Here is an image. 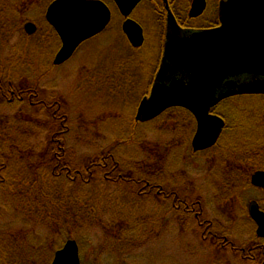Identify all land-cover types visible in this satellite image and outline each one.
I'll list each match as a JSON object with an SVG mask.
<instances>
[{"label":"rangeland","instance_id":"rangeland-1","mask_svg":"<svg viewBox=\"0 0 264 264\" xmlns=\"http://www.w3.org/2000/svg\"><path fill=\"white\" fill-rule=\"evenodd\" d=\"M9 1L5 3V0H0V20H3V23L7 21L0 32V36L3 35L5 38L4 48L0 47V57L4 58L3 64L6 68L13 67L11 76L16 86L20 85L26 90L38 92V100L42 101L44 98L43 101L48 103L52 100L53 106L55 103L60 104L58 116L67 115V122L70 123V131L65 135L64 141L68 148L72 147L75 151L78 157L76 159L88 162L99 153L113 154L129 168L136 165L137 161L144 163L153 156L161 161L160 167H164L166 172L167 169L170 170V176L184 174L187 177L184 191L190 192L194 197H199L197 196L199 193L201 196L199 198L204 201L208 213L207 219L214 220L212 216L214 207L211 205L212 201H218L220 196L215 187L214 195H212L211 186H207L208 182L205 180L209 176L206 170V153L201 154L203 156L201 161L191 159L190 156L186 157L185 145L183 147L182 142L186 139L190 141L191 131L184 129L185 134L183 133L180 117H164L153 124L140 123L135 126L133 124L143 91L140 90V94H135L132 89L143 81L141 76L148 72V67L152 72L151 66L154 65L155 69L159 61L165 27L164 14L156 12L157 9L153 3H141L137 7L131 18L142 26L145 43L142 49L135 50L127 45L129 42L122 31L123 17L115 10L111 0H104V3L113 10L112 22L108 29L80 46L69 62L55 68L53 62L61 45L58 41L56 42V38L47 28L46 18H44L47 8L55 0L48 5L43 0H28V5H32L33 2L34 6L25 13L22 24L18 16L16 17L8 9L5 11L6 7L12 4L11 1L16 0ZM178 1L185 5L187 2V0H176ZM209 8L212 9L208 10L202 18L191 21L190 24L193 27H200L206 25V20L215 19L214 0L210 1ZM188 10L187 6L186 13ZM28 24L36 26L33 34L25 29ZM0 64L2 65L1 61ZM121 78H127L126 83L119 84ZM117 86L121 89H116ZM32 98L35 100V97L32 96ZM28 100L32 99L27 98V102ZM43 108L42 102L39 111ZM14 109V107L0 109V121H4L6 117H9L8 115L14 117L8 122L7 127L1 129L6 136L16 138L15 142L11 143L18 144L20 148L25 147V142L33 144L36 147V156L39 157L44 150L43 145L53 140L50 131L47 130L48 127L45 126L49 122L51 112H42V116L35 115L33 112L37 109L27 107L29 112L25 111L18 116L15 114L18 112H13ZM217 111L226 114L231 122L240 126L233 136L230 135L232 143L241 144L246 147L247 153L253 154L260 148H264L262 147L264 146V97L233 98L223 102ZM34 118L36 119L33 121ZM256 122H259L261 128L257 127L259 125ZM131 126L135 127L134 136H131ZM35 127L37 131L33 132ZM240 131L245 132L239 133ZM134 137H136L135 141H133ZM189 147L187 145L188 149ZM207 154L211 155V153ZM13 163L16 162L12 160L9 162V164ZM125 173L131 176L134 172L129 170ZM234 199L243 200L240 204H244L245 207L254 200L264 207V193L252 188L245 189L242 195L235 194ZM6 200H8L6 193L0 188V230H2L1 227L13 226L25 250L22 251L24 254H29L30 263L28 264H46L50 255H55L51 253V244L54 242L57 244L56 241L60 240L61 235L57 230L51 231L44 226L35 227L33 214L27 213L25 217L19 214V210L15 213L18 203L10 200V204H7ZM160 205L164 206L158 200L148 205L152 218L159 224L157 227V223L154 224L151 240L149 237L147 244L126 254L124 263L120 260L118 263L115 256L106 252L107 249L100 254L99 250L107 245L105 234L101 230L78 227L80 229L76 233L81 235L83 242L82 258L80 254L83 264H96L97 259L100 260L99 264L223 263L220 260L216 263L214 260L216 258L213 257L214 254L207 245H202L200 240L196 239L193 232L197 224L193 218L190 224L183 225L181 222L186 221V218L182 220L173 212L167 214L166 207ZM218 205V215H222L221 205ZM158 210H160L159 213ZM23 220L29 225H23ZM243 225L246 231L253 232L252 224L251 226L248 223ZM184 233L187 234L184 235ZM38 235L52 240V243L39 245L41 238ZM63 244V242L59 243L56 247H62Z\"/></svg>","mask_w":264,"mask_h":264},{"label":"trees","instance_id":"trees-1","mask_svg":"<svg viewBox=\"0 0 264 264\" xmlns=\"http://www.w3.org/2000/svg\"><path fill=\"white\" fill-rule=\"evenodd\" d=\"M27 1H11L12 4H9L5 11L8 9L16 17L18 16L20 24H22L25 13L34 6L33 2L29 6ZM51 1L53 0H43L47 5ZM6 2L10 1L5 0ZM111 2L113 3L112 0ZM19 3L20 6H18ZM115 10L118 11L117 8ZM5 23L0 20V32L3 30ZM45 23L56 38V42L58 41L61 45L60 39L57 38L58 36L53 28L46 20ZM127 45L131 49H135L129 43ZM10 63L12 65V61ZM11 70H13V67L8 66L5 71L11 72ZM126 81L127 78H121L119 84H124ZM119 88L117 86L116 89ZM27 91L29 99L34 100L32 96L35 97L37 94L39 97L38 92ZM37 100L38 98L34 101ZM43 100L44 98L42 99L43 110H38L39 112L36 110L33 113L42 116V112H51L49 122L44 125L48 127L47 130L50 131L53 140L51 139L49 143L46 142L43 145L44 150L41 151L42 154L38 157L36 156V147L29 142H25V147L20 148L18 144L11 143L15 141L7 143L0 139V188L6 193L8 200L5 203L10 204V200L18 203L15 207V213L19 210V214L25 217H27V213L28 215L33 214L35 220L33 225L35 227L44 226L51 229V231L57 230L59 232L58 234L61 235L60 240L56 241L57 244L55 242L51 244V253H55L63 247H56L59 243L63 242L65 244L68 240H75L79 245V254L82 258L83 242L81 235L76 232L80 229L78 227H87L101 230L105 234L107 245L99 250L100 254L107 249L106 252L115 256L117 262L119 260L123 262L126 254L137 247L140 248L143 244H147V239L150 237L149 240H151L154 234L153 228L157 221L152 218V212L148 206L150 203L158 200L164 205L160 206L166 207L167 214L173 212L179 218L182 217L177 209L171 208V206L164 203L165 201L161 197L156 196L159 188H166L170 193L175 191L179 193L178 197H183L185 184L182 181V175L173 174L170 176V170L167 169L166 172L164 167H160L162 166L161 161L153 156L149 157L144 163H138L137 161V166L133 165L129 168L128 165L124 166L123 162L116 159L113 154L99 153L90 158L88 162L76 159L78 157L75 151L72 147L68 148L67 143L64 141L65 135L70 131L67 115L58 116L59 103H55V106H53L54 102L51 99V103ZM27 107L26 105L25 110L21 111L22 114L27 111ZM31 117L33 118V115ZM133 124L135 126V124L140 123L134 120ZM134 126L130 128L131 136H134L135 133ZM2 127H5L4 121H0V138L6 136L3 129H1ZM34 129L33 132H36V127ZM135 139L136 137L133 141ZM184 144L182 142L183 147ZM258 153H261V155L257 156L256 162L251 167L253 170L250 171H254V169L264 170V148H260L255 154ZM11 160L16 163L9 164ZM209 168L210 166L207 165L208 174ZM129 170L134 172L133 175H126L125 172ZM108 172H112V174L109 175ZM229 176H225L226 178L221 185H226L229 182L227 180ZM232 176L237 177L236 175ZM206 181L208 182L207 186H211L210 178ZM148 182H150L152 189L150 187L146 188ZM185 195L192 194L188 192ZM197 196H200V194L198 193ZM23 223V225H29L24 220ZM181 223L187 225L191 222L187 218L186 221L183 220ZM158 225L157 223L156 227ZM1 228L0 264L30 263L29 254H24L25 250L14 232L15 228L13 226ZM38 237L41 238L39 245L52 243V240H48V238L44 239L40 235ZM53 257V254H51L46 264H51ZM99 261L97 259L96 264H99ZM80 264H83L82 260Z\"/></svg>","mask_w":264,"mask_h":264},{"label":"water","instance_id":"water-1","mask_svg":"<svg viewBox=\"0 0 264 264\" xmlns=\"http://www.w3.org/2000/svg\"><path fill=\"white\" fill-rule=\"evenodd\" d=\"M125 19L122 30L132 46L144 43V31L131 18L146 0H113ZM205 0H194L190 17L204 13ZM61 41L54 59L61 66L79 46L101 34L112 20V11L102 0H55L45 17ZM220 26L206 31H184L171 12L168 15L163 60L148 97L138 107L136 121L148 122L166 110L185 108L197 120L192 141L194 152L212 147L225 122L209 112L222 101L244 95H264V0H222ZM28 33L36 26L28 24ZM254 186L264 188V172L252 177ZM249 214L264 237V212L256 202ZM80 248L68 240L51 264H80Z\"/></svg>","mask_w":264,"mask_h":264},{"label":"flooded vegetation","instance_id":"flooded-vegetation-1","mask_svg":"<svg viewBox=\"0 0 264 264\" xmlns=\"http://www.w3.org/2000/svg\"><path fill=\"white\" fill-rule=\"evenodd\" d=\"M211 0H205L206 8L204 9V13L197 17L192 18L190 17V12L192 9V5L194 0H187L186 5L180 4V2H176V0H146L140 2L141 3H153L155 8L157 9L156 12H162L164 15V22L165 27L162 34V47L160 53L159 61L156 63V67L154 69V65L151 66L152 72L149 71L141 76L143 81L138 86L133 87V93L140 94V90L143 91V97H146L150 94L153 84L155 82L156 75L158 70L160 69L162 60H163V52L164 46L166 41V34H167V22H168V15L171 12L175 18V22L178 23L180 28L184 31H206L212 30L220 25L219 20V5L222 0H214V10L213 15L215 19L206 20L205 24L200 27H193L190 22L197 20L198 18H202L208 10H211L210 7ZM139 4V5H140ZM138 5V6H139ZM137 6V7H138ZM188 6V13L187 11ZM137 9V8H136ZM185 14H187L185 16ZM144 31V30H143ZM145 37V34H144ZM4 36H0V47H3V43L5 42ZM2 42V44H1ZM145 43V40H144ZM143 43V46H144ZM140 46L135 48L136 50H140L143 48ZM0 109L3 107H14L15 109L13 112L19 116V114L24 110L26 105L28 107H35L37 112H39V106L41 105V100H28L27 102V90L22 86H16L12 81L11 72L5 71L6 68L4 66V58L0 57ZM144 73V72H143ZM37 98L38 94L36 95ZM35 96V99H37ZM264 97V95H252L246 97ZM29 99V98H28ZM142 100V99H141ZM228 101V100H227ZM225 103V101H223ZM222 105L219 104L218 106L211 109L209 112L211 115L218 116L222 118L225 122L224 128L221 132V136L215 144L203 151L194 152L192 147V141L197 132V120L191 112L185 108L174 107L166 110L162 115L158 118L150 121L149 123L156 122L161 120L164 117H175L179 116L182 125V131L184 133L185 130H190V141L184 140L185 145V155L190 156L191 159L201 161L203 156L201 154L206 153L205 159L207 161L209 168V176L205 179L207 180L210 178L211 180V191L214 195V187L219 193L218 195L221 197L218 201L213 200L212 205L214 207V212H212V216H214V220L207 219L208 213L206 212L204 201L199 197H194L193 195H185L187 194L185 191L183 197H178L179 193L175 191L170 193L169 190L166 188H159L156 196L161 197L168 206H171L173 209H177L181 213V218H188L196 222V229L194 230V235L196 239L200 240L202 245H207V248L214 254L213 257L216 259L215 262L219 263L217 260L222 261L223 263L220 264H264V237L258 236L257 233V225L252 220L249 212V208L251 203L256 202L260 210L264 212V207L261 203L257 201H250L248 206L245 207L244 204H240L243 200L234 199L235 194H240L245 191L247 188H252L255 190L264 193V188L254 186L252 182V177L257 172H264L263 169H254L253 170L252 164L256 162L257 156L259 154L247 153L246 147L242 146L239 143H232V136L235 134V131H238V125L234 124L228 119L226 114H222L218 112L217 109ZM234 107V105H233ZM14 114V113H12ZM4 119L5 127L9 125L8 122L11 121L10 115ZM3 120V119H2ZM260 127L259 122H256ZM179 124V125H180ZM251 132L250 130H247ZM245 131H240L239 133H244ZM185 134V133H184ZM183 134V135H184ZM232 135V136H230ZM228 138L229 140H225ZM3 142H11L15 141L16 138H12V136L8 135L4 138H0ZM189 142V143H188ZM187 143V144H186ZM189 145V149L187 148ZM189 150V152H187ZM211 153V155L207 154ZM209 156V157H208ZM194 157V158H192ZM198 161V162H199ZM197 164V163H196ZM195 164V165H196ZM199 164V163H198ZM254 166V165H253ZM107 174L111 175L112 172H108ZM230 175L227 180L229 181L226 185H221L222 182L225 180V176ZM232 175H236L237 177H233ZM107 179H109L107 177ZM199 180V179H198ZM197 180V181H198ZM182 181L186 184L187 177L182 174ZM152 189L150 182L147 183V187ZM148 194V192H147ZM211 203V202H210ZM221 205V210L223 211L222 215H218V207ZM227 207L229 209L227 210ZM192 216V217H190ZM248 223L254 226L253 232L246 231L244 229V225ZM251 223V224H250ZM186 229V228H185ZM252 230V227H250ZM192 233V234H193ZM187 233H184L186 235ZM245 235H250L246 237ZM252 235V236H251Z\"/></svg>","mask_w":264,"mask_h":264}]
</instances>
